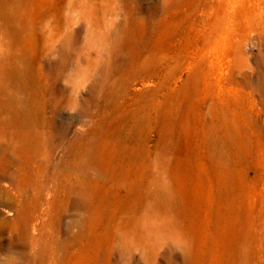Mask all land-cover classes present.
I'll use <instances>...</instances> for the list:
<instances>
[{
  "label": "rangeland",
  "instance_id": "obj_1",
  "mask_svg": "<svg viewBox=\"0 0 264 264\" xmlns=\"http://www.w3.org/2000/svg\"><path fill=\"white\" fill-rule=\"evenodd\" d=\"M14 263L264 264V0H0Z\"/></svg>",
  "mask_w": 264,
  "mask_h": 264
},
{
  "label": "bare ground",
  "instance_id": "obj_2",
  "mask_svg": "<svg viewBox=\"0 0 264 264\" xmlns=\"http://www.w3.org/2000/svg\"><path fill=\"white\" fill-rule=\"evenodd\" d=\"M223 131L224 132L221 134L222 139H220V141H218V140L213 141L212 140V142H211L212 152L210 155H211V168H212V171H213L214 176L216 178L215 180L217 181V184H218L219 190H220L219 196L223 200V202H225L224 201L225 199H230L232 197L231 188H232V185L235 183L234 177H237L238 180L240 181V180H242L241 179L242 174L240 171H237L236 169L233 168V164L235 163V160L237 158L236 155L239 154L240 149L237 147V144H235L229 138L228 132H227L225 127H224ZM213 132H211V133H213ZM20 146L21 145H19V147ZM159 155L161 158H163L161 156V154H159ZM243 187H244V185H243Z\"/></svg>",
  "mask_w": 264,
  "mask_h": 264
}]
</instances>
